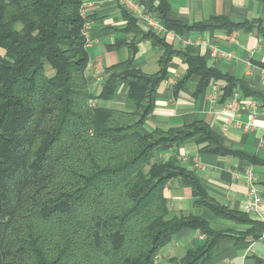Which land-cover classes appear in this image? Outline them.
<instances>
[{
  "label": "trees",
  "instance_id": "16d2710c",
  "mask_svg": "<svg viewBox=\"0 0 264 264\" xmlns=\"http://www.w3.org/2000/svg\"><path fill=\"white\" fill-rule=\"evenodd\" d=\"M137 3L168 30L177 26L168 19L167 2ZM83 4L0 0V264H157L184 229L198 231L204 243L168 264H212L229 235L197 214H173L166 193L180 180L195 206L252 224V233L262 229L249 215L217 204L178 158L179 149L192 141L206 145L201 151L219 153L222 138L203 121L182 131L147 133L143 127L173 57L189 66L187 78L201 76V87L225 77L226 99L234 92L231 80L204 58L176 51L152 29L143 30L122 6L132 39L115 48L128 49L131 65L138 45L150 41L164 50L160 69L153 75L105 69L102 90L95 94ZM215 21L223 28L241 27L226 18ZM123 85L133 111L108 106ZM171 150L174 155L161 156Z\"/></svg>",
  "mask_w": 264,
  "mask_h": 264
},
{
  "label": "crops",
  "instance_id": "0c3cea01",
  "mask_svg": "<svg viewBox=\"0 0 264 264\" xmlns=\"http://www.w3.org/2000/svg\"><path fill=\"white\" fill-rule=\"evenodd\" d=\"M163 1L169 4L168 19L177 26L168 30L160 21L164 30H153L157 36L176 51H186L207 60L210 68L231 80L233 93H238L243 104L256 102L259 107L252 131L245 132L243 128L233 126V115L225 111V89L229 81L224 77L201 87V76L195 74L187 78L189 66L180 57H173L168 79L157 90L155 110L143 130L147 133L156 128L182 131L186 125L197 121L208 124L222 138L223 150L219 153L201 151L206 145L192 141L179 149L178 158L189 170L196 171L201 186L217 204L244 214L248 188L240 177L246 170H253L257 175L262 203L258 212L249 218L259 222L263 228L252 233V224L219 218L210 209L195 206L190 189L185 188L180 180L174 181L166 193L170 209L175 215L197 213L213 230L229 235L218 245L212 264L264 263V4L256 0ZM83 3L88 6V15L94 16L90 21L91 44L87 50L91 65L88 75L94 79L92 90L95 94L102 90L105 69L114 68L117 74L139 70L153 75L159 71V60L164 50L152 42L138 45L131 65L126 64L128 49L115 48L117 43H130L132 39V34L125 31L127 22L121 13L119 0H83ZM140 7L146 11L144 6ZM219 18H226L241 27H220L215 21ZM139 25L148 30L141 23ZM212 47L232 54L231 58L211 57ZM212 86L218 87L214 94L217 97L215 102L210 96ZM127 92L128 86H121L116 100L108 106L135 110ZM248 112L247 108L241 107L239 119L243 124L248 122ZM174 154L175 151L171 150L162 152L161 156L168 158ZM194 166L200 168L194 170ZM203 243L204 236L198 231L182 230L166 246L172 245L169 254L174 256L169 257L165 264L171 258L185 257L195 245ZM159 257L157 264H162L165 259L162 252Z\"/></svg>",
  "mask_w": 264,
  "mask_h": 264
},
{
  "label": "built area",
  "instance_id": "2783aa9c",
  "mask_svg": "<svg viewBox=\"0 0 264 264\" xmlns=\"http://www.w3.org/2000/svg\"><path fill=\"white\" fill-rule=\"evenodd\" d=\"M119 4L121 6H124L127 8L129 11L134 13V15L137 17L139 23L144 25L147 29H152L154 31H162L164 30L163 25L159 20L154 18L151 14L147 13L146 11L141 10V7L139 3H137V0H119ZM88 6L83 4L80 14L81 17L86 19V24L83 29V35L87 39V47L91 44V39H90V29H91V20H88ZM211 57H222L229 59L231 58L232 54H225L222 53L220 50H218L215 47H212L210 51ZM91 65L89 64V67ZM218 90L217 86H212L211 87V100L212 102L217 101V97L214 95L215 92ZM247 108L248 112V122L246 124H243L240 119V109L241 107ZM259 105L256 102H251V103H242L239 99L238 93L235 92L233 93L226 101L225 103V111L234 117V121L232 122L233 126L237 128H243L245 132H250L252 131V123L256 117V110L258 109ZM194 170H198L200 168L199 166H194ZM196 172V171H195ZM240 179L243 180L244 184L248 188V200L245 203V214L251 216L255 213L258 212L259 207L262 203V198L259 193V190L257 188V175L253 170H246L244 172V175L240 177ZM160 260V257L158 256L156 258V263H158Z\"/></svg>",
  "mask_w": 264,
  "mask_h": 264
},
{
  "label": "rangeland",
  "instance_id": "374dc122",
  "mask_svg": "<svg viewBox=\"0 0 264 264\" xmlns=\"http://www.w3.org/2000/svg\"><path fill=\"white\" fill-rule=\"evenodd\" d=\"M49 74H51V73L49 72ZM97 89H98V88H96V90H97ZM96 90H95V91H96ZM196 214H197V213H196ZM171 246H172V245H169L168 247H166V248L162 251V254H163L164 258H165L162 264H165V263L167 262V260H168L169 257L174 256V255H170V254H169L170 251H171ZM177 256H179V255H177Z\"/></svg>",
  "mask_w": 264,
  "mask_h": 264
}]
</instances>
